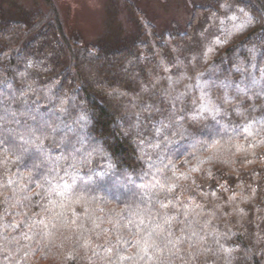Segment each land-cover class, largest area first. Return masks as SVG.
I'll return each mask as SVG.
<instances>
[{"label": "trees", "instance_id": "16d2710c", "mask_svg": "<svg viewBox=\"0 0 264 264\" xmlns=\"http://www.w3.org/2000/svg\"><path fill=\"white\" fill-rule=\"evenodd\" d=\"M42 2H0V264H264V0L93 43Z\"/></svg>", "mask_w": 264, "mask_h": 264}, {"label": "rangeland", "instance_id": "374dc122", "mask_svg": "<svg viewBox=\"0 0 264 264\" xmlns=\"http://www.w3.org/2000/svg\"><path fill=\"white\" fill-rule=\"evenodd\" d=\"M53 1L67 32L66 34L69 37L79 38L84 43H93L97 42L101 37L107 40H130L140 21L150 22L159 33L183 32L186 29L194 6L209 3L212 0ZM0 2L7 9H14L15 6H20L21 8H27L24 12L32 8H35V11H46L42 0H0ZM243 16L249 21L246 13H243ZM229 19L233 21L235 19L234 15H231ZM211 21L213 20L211 19ZM218 24L224 25L223 21ZM199 87L201 86L199 85ZM200 103L202 105L203 101L201 100ZM40 117L42 118L43 116ZM57 129L63 131L64 127L58 126ZM28 158L32 157L28 156ZM81 181L90 182L91 180L82 178ZM106 190L107 188H104L105 192ZM125 191L123 189L122 193ZM125 195H127V192H125Z\"/></svg>", "mask_w": 264, "mask_h": 264}]
</instances>
